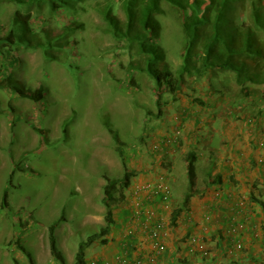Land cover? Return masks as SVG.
Segmentation results:
<instances>
[{"label": "rangeland", "instance_id": "obj_1", "mask_svg": "<svg viewBox=\"0 0 264 264\" xmlns=\"http://www.w3.org/2000/svg\"><path fill=\"white\" fill-rule=\"evenodd\" d=\"M97 1H87L76 18L83 29L72 34L74 41H62V49L52 53L55 58L21 49L16 52L20 60L6 63L0 73L5 83V89L0 86V264H31L28 253L35 264H48V228L54 222L58 246L68 253L75 240L87 238L103 222L105 177L121 176L123 161L129 166L146 159L150 150L159 151L153 145L160 138L148 140L157 121L153 80L136 66L130 68L142 57L104 30L93 7ZM166 9L158 16L162 27L156 44L176 69L182 33L177 12ZM13 10L5 3L0 23ZM31 13L35 15L33 9ZM38 13L44 22L37 29L52 36L72 18L61 10ZM115 13L124 20L119 5ZM14 86L27 93L42 86L41 101L18 96L10 90ZM171 98L162 95L163 101ZM4 189L9 206L2 208Z\"/></svg>", "mask_w": 264, "mask_h": 264}, {"label": "crops", "instance_id": "obj_2", "mask_svg": "<svg viewBox=\"0 0 264 264\" xmlns=\"http://www.w3.org/2000/svg\"><path fill=\"white\" fill-rule=\"evenodd\" d=\"M150 129L149 143L173 136L175 130L179 135L173 144L155 153L150 150L146 159L129 165L138 173L131 178L124 199L113 207V224L105 241L97 237L86 246L85 264H264L261 95L253 91L244 96L230 72L189 78L162 106ZM190 153L196 157L195 193L187 198ZM160 175L171 187L168 205L149 188ZM214 190L220 195L211 209ZM176 210L179 212L173 217ZM102 221L104 224V218ZM157 221L162 222L157 239L161 251L149 233ZM238 222L244 223V228L231 234L230 226ZM190 235L206 244L207 257L187 251ZM85 239L80 237V241ZM80 241L75 240L68 253L58 246L65 264H74ZM236 241L242 244L240 250L234 246ZM51 258L48 264H59Z\"/></svg>", "mask_w": 264, "mask_h": 264}, {"label": "trees", "instance_id": "obj_3", "mask_svg": "<svg viewBox=\"0 0 264 264\" xmlns=\"http://www.w3.org/2000/svg\"><path fill=\"white\" fill-rule=\"evenodd\" d=\"M87 1L0 0V9L5 7V3L14 6L8 20L0 23V73L5 72L6 63L20 60L16 52L21 49H37L45 58H55L56 55L52 53L54 50L62 49V41H74L72 34L83 29V23L76 18L87 9ZM163 4L170 11L177 12L182 33L181 60L176 69L170 66L162 48L156 44L162 27L158 16L164 15L167 11ZM117 5L124 16L123 21L115 13ZM93 7L106 26L104 30L118 42H125L127 46L134 48L142 57L141 62H131L129 66L130 68L136 66L134 68L138 69V72L146 73L153 80L157 118L161 115L162 105L166 103L162 100L163 94L167 93L173 97L189 78L198 79L206 74L218 72H230L232 80L244 96L255 91L261 95L264 103V0H101ZM42 8L54 13L58 10L65 11V14H71L72 18L61 27L60 33L52 36L43 27L37 29V25L44 22V15L38 13ZM32 9L35 15L31 13ZM22 10L27 12L23 13ZM0 86L5 89L4 81L0 82ZM10 90L34 103L41 101L43 96L42 86L33 93L24 92L15 86ZM109 131L111 133V130ZM118 141L117 138L115 143ZM117 152L123 157L121 147H117ZM195 159V155L190 153L186 165L189 185L187 198L195 193ZM122 165L121 176L105 177L106 183L102 187L101 199L105 209L104 224L99 226L98 231L79 242L74 264H85L84 250L88 243L97 237H101V241L104 242V236L110 231L113 224V205L124 199V191L129 186L131 178L138 173L124 161ZM11 178L12 173L8 183L11 182ZM8 206L4 189L1 207ZM178 212L179 210H176L173 217ZM56 227L57 224L54 222L48 228L49 251L59 264H65L54 234ZM18 246L24 250L23 246ZM27 255L30 263L34 264L29 253ZM15 264L18 262L15 261Z\"/></svg>", "mask_w": 264, "mask_h": 264}, {"label": "built area", "instance_id": "obj_4", "mask_svg": "<svg viewBox=\"0 0 264 264\" xmlns=\"http://www.w3.org/2000/svg\"><path fill=\"white\" fill-rule=\"evenodd\" d=\"M179 135V131L175 130L173 136H166L161 141L160 144L153 145V150H163L164 147H167L174 142H176L177 137ZM152 187V188H151ZM151 188V191L157 195V197L161 200V202L164 205H168L170 203L172 191L171 187L166 181V179L163 176H159L157 181L149 186ZM220 195V192L218 190H214L210 196V202H209V208H213L217 204L218 197ZM162 228V222L157 221L154 223L153 227L149 230V233L151 237L154 239V246L157 250L160 249V251L163 249L160 243L157 241L159 235L158 232ZM244 228V223L238 222L236 224H232L229 228V231L231 234H236L240 231V229ZM206 244L202 241V239H199L196 236H188L186 239V246L187 251L193 254H199L200 256L207 257L209 255V248L205 246ZM235 248L240 250L242 248V244L240 241H236ZM92 264H110L109 262L105 261L102 263H99L97 261H94Z\"/></svg>", "mask_w": 264, "mask_h": 264}]
</instances>
